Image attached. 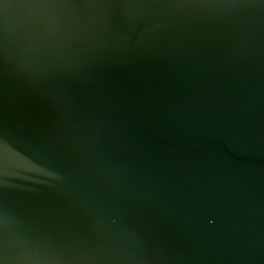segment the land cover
I'll use <instances>...</instances> for the list:
<instances>
[{
    "label": "water",
    "instance_id": "obj_1",
    "mask_svg": "<svg viewBox=\"0 0 264 264\" xmlns=\"http://www.w3.org/2000/svg\"><path fill=\"white\" fill-rule=\"evenodd\" d=\"M0 264H264V0H0Z\"/></svg>",
    "mask_w": 264,
    "mask_h": 264
}]
</instances>
